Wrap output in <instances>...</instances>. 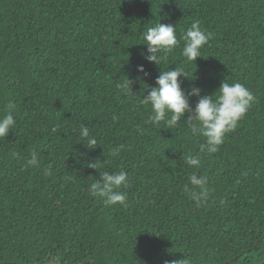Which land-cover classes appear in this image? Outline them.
<instances>
[{
	"label": "trees",
	"instance_id": "obj_1",
	"mask_svg": "<svg viewBox=\"0 0 264 264\" xmlns=\"http://www.w3.org/2000/svg\"><path fill=\"white\" fill-rule=\"evenodd\" d=\"M159 22L180 41L160 67L141 55L143 31ZM193 23L211 38L189 62L181 37ZM176 67L194 79L181 77L185 91L212 95L226 79L254 96L216 153L200 151L204 138L183 118L148 123L139 101ZM128 78L138 96L118 87ZM9 103L0 264H264V0H0V116ZM32 152L38 167L27 166ZM97 160L128 174L124 205L89 195L99 171L85 165ZM193 172L212 190L200 207L184 191Z\"/></svg>",
	"mask_w": 264,
	"mask_h": 264
},
{
	"label": "clouds",
	"instance_id": "obj_2",
	"mask_svg": "<svg viewBox=\"0 0 264 264\" xmlns=\"http://www.w3.org/2000/svg\"><path fill=\"white\" fill-rule=\"evenodd\" d=\"M176 31V27L172 24L161 22L155 26L146 27L142 33L143 45L146 46V51L141 53L143 58L160 67L162 59L165 58L161 54L172 51L180 43ZM210 38L211 34L202 30L199 23H193L181 37L184 42L182 55L186 61L196 62L202 57L201 49ZM136 72L143 74L138 75L137 80H142L143 76L149 75L143 65H138ZM181 77L189 81L194 80L190 78L189 73L176 67L174 70H161L155 80V86L150 89L148 86L147 92L139 101L142 105L151 106L148 123L159 126L163 122L167 128L171 129L183 118L193 135L204 138L200 151L216 153L219 146L223 144L226 134L235 130L238 122L246 115L254 96L243 84L239 82L230 84L226 79L212 95H202V90L196 86L185 91ZM118 87L122 88L127 96H138L134 92L133 81L130 78ZM193 97L197 98L194 108L191 104ZM7 109V113L0 116V138L8 137L10 130L14 131L16 125L13 115L14 105L9 103ZM79 135L87 140L86 147L94 149L93 146L97 144V140L90 136L88 127L81 126ZM182 159L189 168L198 169L201 166V158L197 155L189 154L182 156ZM102 165L103 163L99 160L86 162L87 168L99 171V178L89 185V195L100 198L106 206L124 205L127 193L123 189L128 185V174L125 171L112 173L103 171ZM27 166H39L36 152L31 153ZM188 180L189 183L184 185L185 193L197 207L207 204L212 191L208 187L207 177L193 172ZM172 264H188V261L187 259L173 261Z\"/></svg>",
	"mask_w": 264,
	"mask_h": 264
}]
</instances>
